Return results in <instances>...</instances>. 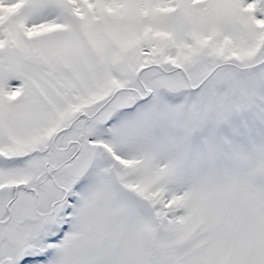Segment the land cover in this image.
<instances>
[{
    "label": "snow or ice",
    "instance_id": "1",
    "mask_svg": "<svg viewBox=\"0 0 264 264\" xmlns=\"http://www.w3.org/2000/svg\"><path fill=\"white\" fill-rule=\"evenodd\" d=\"M0 264H264V0H0Z\"/></svg>",
    "mask_w": 264,
    "mask_h": 264
}]
</instances>
